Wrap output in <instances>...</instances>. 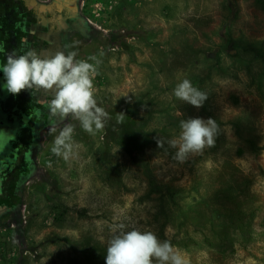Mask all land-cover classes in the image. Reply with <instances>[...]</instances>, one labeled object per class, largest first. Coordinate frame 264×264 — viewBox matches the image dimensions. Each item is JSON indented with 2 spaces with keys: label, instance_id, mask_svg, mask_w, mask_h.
Masks as SVG:
<instances>
[{
  "label": "rangeland",
  "instance_id": "rangeland-1",
  "mask_svg": "<svg viewBox=\"0 0 264 264\" xmlns=\"http://www.w3.org/2000/svg\"><path fill=\"white\" fill-rule=\"evenodd\" d=\"M55 1L61 52L100 61L110 119L91 135L46 106L18 161H0V264H105L117 223L187 264H264V0ZM183 79L207 93L202 108L174 96ZM196 116L219 134L179 163L167 141ZM66 124L68 160L50 151Z\"/></svg>",
  "mask_w": 264,
  "mask_h": 264
},
{
  "label": "clouds",
  "instance_id": "clouds-1",
  "mask_svg": "<svg viewBox=\"0 0 264 264\" xmlns=\"http://www.w3.org/2000/svg\"><path fill=\"white\" fill-rule=\"evenodd\" d=\"M75 51L65 54L57 52L51 57H41L36 50H28L22 55L9 53L7 61L0 68L3 73L7 92L17 95L23 90H35L48 93L52 99L47 108L50 119L64 121L69 115L79 121L81 128L94 135L105 127L110 119L104 108L97 105L94 96V78L98 74L99 60L95 56L90 60H76ZM174 96L199 109L204 106L207 93L193 86L189 79H183L173 90ZM123 121V114L118 117ZM180 133L177 138L167 141L171 148L177 149L174 159L183 163L190 154L201 153L206 147H212L219 134V125L209 117H189L180 121ZM75 128L66 124L55 136L50 151L57 157L68 160L74 154L73 134ZM156 147L163 148L165 141L156 139ZM124 223L112 226V237L108 241L105 264H187L179 250L174 249L170 241H161L151 231L133 228L126 230Z\"/></svg>",
  "mask_w": 264,
  "mask_h": 264
},
{
  "label": "flooded vegetation",
  "instance_id": "flooded-vegetation-1",
  "mask_svg": "<svg viewBox=\"0 0 264 264\" xmlns=\"http://www.w3.org/2000/svg\"><path fill=\"white\" fill-rule=\"evenodd\" d=\"M55 2L45 5L41 0L0 1V68L9 53L18 56L36 50L41 57H51L62 51L60 28L65 20L62 11H55ZM4 84L0 72V161L13 162L28 148L32 140L29 133L36 128L53 93L33 89L12 95Z\"/></svg>",
  "mask_w": 264,
  "mask_h": 264
}]
</instances>
